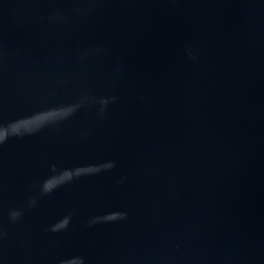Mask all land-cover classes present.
<instances>
[{
	"label": "water",
	"instance_id": "95a60500",
	"mask_svg": "<svg viewBox=\"0 0 264 264\" xmlns=\"http://www.w3.org/2000/svg\"><path fill=\"white\" fill-rule=\"evenodd\" d=\"M0 264H264V0H0Z\"/></svg>",
	"mask_w": 264,
	"mask_h": 264
}]
</instances>
